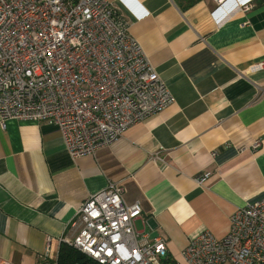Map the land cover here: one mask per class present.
Returning a JSON list of instances; mask_svg holds the SVG:
<instances>
[{
  "label": "crops",
  "instance_id": "crops-1",
  "mask_svg": "<svg viewBox=\"0 0 264 264\" xmlns=\"http://www.w3.org/2000/svg\"><path fill=\"white\" fill-rule=\"evenodd\" d=\"M110 1L174 101L77 158L54 125L0 123V264H36L48 237L56 260L84 199L111 182L176 261L191 235L221 237L264 198V0Z\"/></svg>",
  "mask_w": 264,
  "mask_h": 264
},
{
  "label": "built area",
  "instance_id": "built-area-1",
  "mask_svg": "<svg viewBox=\"0 0 264 264\" xmlns=\"http://www.w3.org/2000/svg\"><path fill=\"white\" fill-rule=\"evenodd\" d=\"M173 101L110 0H0L1 125L8 119L54 125L77 158ZM124 190L111 182L89 194L71 222L75 235L61 242L98 264H163L170 257L166 241L136 228L141 201H126ZM50 241L36 264H56ZM176 264H264V198L237 207L221 237L209 230L191 235Z\"/></svg>",
  "mask_w": 264,
  "mask_h": 264
},
{
  "label": "trees",
  "instance_id": "trees-1",
  "mask_svg": "<svg viewBox=\"0 0 264 264\" xmlns=\"http://www.w3.org/2000/svg\"><path fill=\"white\" fill-rule=\"evenodd\" d=\"M56 264H98L96 261L87 257L85 254L76 250L71 245L62 242L60 243ZM163 264H176V261L168 257Z\"/></svg>",
  "mask_w": 264,
  "mask_h": 264
}]
</instances>
